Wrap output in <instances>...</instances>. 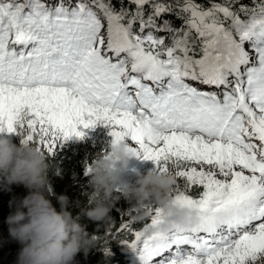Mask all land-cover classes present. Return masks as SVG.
I'll return each mask as SVG.
<instances>
[{
	"label": "snow or ice",
	"instance_id": "1",
	"mask_svg": "<svg viewBox=\"0 0 264 264\" xmlns=\"http://www.w3.org/2000/svg\"><path fill=\"white\" fill-rule=\"evenodd\" d=\"M118 2L0 0V132L48 155L99 123L199 188L173 190L194 228L149 237L158 210L120 211L108 235L139 264H264V0Z\"/></svg>",
	"mask_w": 264,
	"mask_h": 264
},
{
	"label": "clouds",
	"instance_id": "2",
	"mask_svg": "<svg viewBox=\"0 0 264 264\" xmlns=\"http://www.w3.org/2000/svg\"><path fill=\"white\" fill-rule=\"evenodd\" d=\"M126 142L112 139L107 151L87 165L90 206L83 210V215L93 222H108L110 212L123 198L130 205L128 215L136 222L143 223L149 219L153 208L158 210L159 222L145 224V236L164 234L176 227H196L201 213L177 200L173 192L177 181L171 171L164 173L153 168L139 176L135 183L121 180L129 156L135 155ZM48 172L49 163L35 145L16 144L7 136H0V182L7 192L12 191L13 185L26 190L23 197H11L5 220L9 240L20 246L16 264H76V255L80 252L87 255L94 244V237L88 234L79 217L68 210L66 195H56L59 210L54 206L49 198L54 194ZM184 182L182 189L190 194L199 192L196 187L187 189ZM2 243L4 241L0 240Z\"/></svg>",
	"mask_w": 264,
	"mask_h": 264
},
{
	"label": "trees",
	"instance_id": "3",
	"mask_svg": "<svg viewBox=\"0 0 264 264\" xmlns=\"http://www.w3.org/2000/svg\"><path fill=\"white\" fill-rule=\"evenodd\" d=\"M205 8L210 7L212 3H222L223 0H196ZM242 3H250V0H241ZM113 4L119 9L118 0H113ZM125 7H134L128 5L127 0H124ZM239 7V5H235ZM164 19L172 22L175 28H180L183 24L181 19L175 15H165ZM157 23H162L158 20ZM156 35H159L158 32ZM166 33L159 36H168ZM169 42V41H166ZM108 127L97 124L95 127L83 129L85 135L82 140L70 138L64 141L57 147L54 154L45 155L46 162L49 163L48 178L51 185V192L54 194L49 198L54 206L59 210V205L56 203V195H66L69 200V211L73 216L79 217V222L85 227L88 234L94 237V244L88 251L87 255L80 252L76 255V264H135L132 262L131 251L123 248L118 240L131 239L132 237L127 232H122L118 239H114L108 233H115L120 227L121 210H125L122 214L124 220H130L127 209L129 203L121 198L110 212L111 220L108 222H93L83 215V210L90 206L89 193L91 188L88 186L89 177L85 176L84 171L87 165H90L98 154L106 151L110 140L108 135ZM13 143L20 144V137L14 135L7 136ZM136 157L143 156L136 146ZM153 166V167H152ZM155 166L152 162L147 170H140L141 173H146ZM181 187L185 186L183 179L177 181ZM132 183V182H130ZM193 186L192 188H195ZM196 191L197 187L195 188ZM26 190L23 186L13 185L12 191L4 190L2 182H0V240L4 243L0 244V264H16L19 245L15 241L9 240L7 224L5 220L9 214V200L12 196L23 197ZM193 195L198 193L193 191ZM114 195H119L114 192ZM142 223L136 222L134 227L141 228ZM103 246L110 248V255H105Z\"/></svg>",
	"mask_w": 264,
	"mask_h": 264
},
{
	"label": "rangeland",
	"instance_id": "4",
	"mask_svg": "<svg viewBox=\"0 0 264 264\" xmlns=\"http://www.w3.org/2000/svg\"><path fill=\"white\" fill-rule=\"evenodd\" d=\"M158 34L159 35H164V34H166V32L161 31V32H158ZM189 83H192L195 87H197L199 89L209 90L207 88V86H205V85L197 84V83L191 82V81H189ZM212 90H214V89H212ZM109 132H110V129H108V132L107 133H108V135L110 137V140H112L113 138L109 134ZM14 135H16V134L0 132V136H10V137H13ZM16 136L19 137L18 135H16ZM73 138H76V137H73ZM82 139H80V140H82ZM106 151H107V149H106ZM136 160H137V158L134 161H136ZM143 174H145V173H141L138 166H135L133 163H128L127 164V167L121 172V180L122 181H125V182H128V183H130V182L135 183V181L138 179V177L141 176V175H143ZM198 191H200L199 188H198ZM133 255L135 256L136 263L139 264L136 255L134 253H133Z\"/></svg>",
	"mask_w": 264,
	"mask_h": 264
},
{
	"label": "bare ground",
	"instance_id": "5",
	"mask_svg": "<svg viewBox=\"0 0 264 264\" xmlns=\"http://www.w3.org/2000/svg\"><path fill=\"white\" fill-rule=\"evenodd\" d=\"M131 179V178H130ZM194 196H196V195H194Z\"/></svg>",
	"mask_w": 264,
	"mask_h": 264
}]
</instances>
